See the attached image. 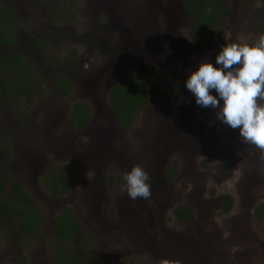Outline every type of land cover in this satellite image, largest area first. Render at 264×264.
I'll return each mask as SVG.
<instances>
[{
    "label": "rangeland",
    "instance_id": "374dc122",
    "mask_svg": "<svg viewBox=\"0 0 264 264\" xmlns=\"http://www.w3.org/2000/svg\"><path fill=\"white\" fill-rule=\"evenodd\" d=\"M95 2L35 0L38 18L30 22L32 13H23L14 21L22 30L14 47L31 66L33 94L17 99L0 95V172L8 183L16 180L24 185L35 198L44 224L35 234H18L20 220L0 215V264H23L24 259L25 264H51L61 207L71 208L78 219L85 218L86 226L81 219L80 223L88 233L87 240L76 237L74 253L84 252L92 261L94 250L100 257L114 252L110 258L101 257L98 264H157L160 259L173 264H264V160L257 149L240 142L238 129L216 119L218 109L198 106L185 86L200 63L219 67L215 58L222 46L236 42L239 35L252 43L264 32L262 1L225 0L222 31L207 44L196 43L192 37L195 21L183 8L186 0H124L119 11L105 9L109 18L97 12ZM22 5L19 12L29 7ZM8 7L11 11L12 6ZM145 15L150 16L145 34L137 41L134 37L130 40L125 31L135 35L133 20ZM98 27L108 33L107 43L103 49H94L91 57L86 49L88 33L95 34ZM10 34L0 28V40H8ZM38 39L46 43L38 44ZM153 39L158 42L149 46L147 42ZM161 43L167 46L162 51L156 45ZM7 49L0 47V80L2 55ZM88 56L92 75L93 68L99 69L105 62V77L137 76L151 87L150 104L129 128L115 124L110 98L103 104L102 93H95L96 98L86 96L80 78L69 93L56 91L58 82L72 79L71 74L83 77L81 70L88 69ZM122 58L126 60L122 62ZM211 94L217 95L214 90ZM81 103L91 107L94 122L77 128L71 117ZM98 112L109 113L110 120ZM39 134L45 151L42 158L35 153L38 159L30 172L18 160L38 150L37 143L28 142ZM136 165L149 173L152 192L150 199H139V205L144 215L151 208L162 211L164 223L158 236L150 231L148 238L131 246L119 242L124 239L118 235L121 229L129 228L133 219L126 216L130 199L121 194L120 186L124 175ZM43 175L46 180L52 176L60 181L72 178L70 192L54 197L52 190L43 188ZM11 189L5 186V192ZM90 196L95 199L92 212L87 211ZM182 208L192 210L191 221L178 218ZM99 209L107 211L106 223L116 239L113 247L109 239L98 237ZM162 234L175 243L169 252L164 251ZM179 248L185 252L180 253ZM182 253H188L187 257L179 260Z\"/></svg>",
    "mask_w": 264,
    "mask_h": 264
},
{
    "label": "trees",
    "instance_id": "16d2710c",
    "mask_svg": "<svg viewBox=\"0 0 264 264\" xmlns=\"http://www.w3.org/2000/svg\"><path fill=\"white\" fill-rule=\"evenodd\" d=\"M225 0H186L185 7L192 20L195 21L193 27V35L196 43L207 44L212 42L213 35H218L222 31L223 19L222 13L227 10V7L223 5ZM264 5V0H261ZM9 7L4 0H0V28L4 27L8 33L11 32L8 40H0V43L11 45L17 40V34L19 29L16 27V23L9 19L11 17V11H8ZM69 18V17H68ZM38 44H42L41 39H38ZM47 47L45 46V50ZM47 51V50H46ZM5 79H8L11 65H22L24 71L27 70V65L21 54L16 50L11 51L6 59L3 61ZM16 70L19 68L14 66ZM20 71V70H19ZM26 72V71H25ZM19 84V83H18ZM56 91L63 94H67L71 90V84L66 78L58 82L55 87ZM22 92L18 91L17 94ZM31 93H33L31 91ZM152 99V89L145 82L135 79H129L119 83L112 91L110 98V105L114 111L115 119L118 125L123 128H129L135 121L136 116L148 106ZM91 121V107L86 103H81L74 109L71 117V123L74 127H85ZM170 178H173V171L168 169ZM64 178V177H63ZM63 182L55 177H48L46 180L47 189L52 190L54 195L59 197L63 192L70 189V178H64ZM8 181L4 175L0 172V207L2 208L3 217H9L20 220L22 223L21 230L18 234H28L29 232H37L35 227L40 225V221L36 224L33 223L34 217L31 212L28 213L27 209L32 207L34 210L35 203L24 192L23 186L19 181L13 180L8 183L12 187L11 193L5 194V185ZM231 200L229 201V203ZM18 208V209H17ZM26 208V210H24ZM263 206L260 207V213L262 214ZM35 212V210H34ZM38 216L37 211L34 216ZM178 218L183 222H189L193 218V212L189 208H182L177 212ZM55 233V238L58 240L54 246V261L52 264H98L97 258H99L96 250L92 251L90 256L95 254L92 261L87 260L86 253L77 255L72 249L77 246L76 235L84 236V231L81 230L80 225L75 220L72 211L64 213L60 218ZM24 264V263H23Z\"/></svg>",
    "mask_w": 264,
    "mask_h": 264
},
{
    "label": "flooded vegetation",
    "instance_id": "af4514ba",
    "mask_svg": "<svg viewBox=\"0 0 264 264\" xmlns=\"http://www.w3.org/2000/svg\"><path fill=\"white\" fill-rule=\"evenodd\" d=\"M95 1H96L95 4L97 5V9H98L97 12L98 13L102 12V14L104 16H107L108 18L110 16L108 15V13H107V11L105 9H107V10H116L117 9L119 11V8L121 9V6L124 3V0H95ZM119 1H121L120 5H118ZM34 2H35V0H10V4H9L7 1L4 0V3H6L8 6H10V8L12 6V8H11L12 15H11V17L9 19H11L12 21L20 20L19 17H20V15H23V13H32V18H31L30 22H33L34 19L36 20V18H38L37 17L38 14H37V12L34 9V5H33ZM23 3H25V6H29V7L26 9V11L23 10V11L19 12L18 7L20 8L21 6H23L22 5ZM108 3H109V5H106ZM36 4H37V1H36ZM32 5H33V7H31ZM14 10H16V11L14 12ZM35 12H36V14H35ZM19 13H21V14H19ZM42 17H43V15H42ZM95 18L100 19V18H102V16H100V18H98V17H95ZM149 20H150V16L146 17V15L143 16L142 20L138 21V20L134 19L133 20V28H135V31L134 30H132V31H133V33L135 35L131 34V32H129L127 30L125 31V34L127 36H129L130 40H133V37H134L135 41H137L138 39H141L143 37V35L145 34V32H146V28L149 26L148 25ZM136 21H138V22L135 23ZM37 22H39V23L41 22V18L40 17L37 20ZM98 28H99V31L96 32L95 34L94 33H88L90 36H88V39H87V42H86V45H87L86 49H87L88 52H91V57L93 55L92 51L94 49H98V48L99 49L100 48L103 49L104 46H106L105 43H107L108 33L105 32L101 27H98ZM20 32H22V30L21 31L18 30L17 36L20 34ZM17 39H18V37H17ZM45 41L46 40H44L43 42H45ZM43 42H42V44H43ZM156 42H158V41L153 39L151 41H148L147 44L149 46H152ZM156 45L157 46L158 45L164 46V43L156 44ZM3 46H6L8 49H7V53L2 55V68H1L2 78L0 80V95L3 96L4 98H15V99H17V98H30L31 95L33 94V93H31V86H32L34 77L32 75L31 66L27 62V58L23 54L20 53L21 56L23 57V59L25 60L26 65H27V70H25L26 72L24 71V66L13 64V65H11V70L9 71V76L10 77L8 79H5V74L3 72V68H4L3 61L6 59V57L8 56V54L11 51L15 50V47H14L15 45L13 43L11 45H5L3 43H0V47H3ZM91 57L88 56V58H87L88 69L85 70V67H83L82 70H81V72L83 73V77H79L78 75L71 74L72 79H68L70 84L73 85V86L75 84L78 85L80 82H82V83H80V86H82L84 88L83 92H85L87 94L86 96L88 98H96L97 97L96 95H98V93H102L103 104H104V101H106L105 100L106 98H111L110 97L111 91L119 83L124 82V81L129 80V79L140 80V81H143V82L145 81L142 78H138L137 76H129V77L120 78V77H114V75H117V74H112V76L105 77V73H106L105 72V68L106 67H104V63L105 62L103 63V66L100 67L99 69H95L94 70V68H93L94 74L92 75L91 74L92 73L91 69H92V65L93 64H91L92 63ZM14 66H17L19 69L16 70ZM109 68L110 67H108L106 69V71ZM77 78L81 79V80H79L80 82L78 81ZM91 88H93V91H90ZM18 91H20L22 93L18 95L17 94ZM101 91H103V92H101ZM95 93H96V95H95ZM103 112H98L99 116H101L103 119L110 120V114L109 113L102 114ZM113 120H114V122L116 124L115 118H113ZM93 122H94V120L89 122L87 125L90 126ZM28 143H29V145H31V144L35 145L37 143L38 144V150L33 152V153L30 152L27 155L25 154L23 159L22 160H18V161L22 165H24V167L26 165L27 169L30 172H32V171H34V168H35L36 161H37L38 157L42 158L43 152L45 151L43 149L42 135L39 134V136L38 135L34 136V138H32ZM122 149H120L119 152L122 153V151H123ZM59 151H61V148H59ZM35 153L38 154V157L36 156ZM45 154L46 153H44V155ZM88 155H90V154H88ZM108 158L110 159L111 157H108ZM43 177H44V175H43ZM42 183H43V188L45 190H47L46 176L42 179ZM62 183H64V182L62 181ZM72 183H73V180H72V178H70V189H71ZM21 185L23 186L24 192L29 196V198H31L33 200L34 197L25 189L23 184H21ZM5 186H9L8 183ZM70 189L68 191L63 192L62 195L68 194L70 192ZM38 190H39V188H38ZM11 192L12 191H9V193H11ZM39 192H40V190H39ZM7 193L8 192H6L5 194H7ZM53 196L56 197L54 195V193H53ZM91 196L89 197L90 206L87 207V211L88 212L94 211V209L92 208L91 202L95 201V199H92ZM138 200H129L128 208L126 207L127 208L126 216L127 217H131L133 219H132L131 223L127 224V226L129 228H127V227L122 228L121 227L122 229L120 231V234H118V235L124 236V239L122 238L121 240H119L120 243H123V244L127 243V244H129L131 246H137L138 240L139 239L142 240L143 238H148L147 236H148V233L150 234V231L153 233L154 236H158L160 234L159 230L161 229V227L163 226V223H164L163 222V212L160 211V210H153L151 208L150 210H148V213L144 215V211L145 210H142V207H141V205H139L140 203H139ZM34 203H35V201H34ZM24 210H26V208H24ZM34 210H35V212H34ZM34 210L32 209V207H29L27 209V212L28 213L31 212V215L34 217L33 223L36 224L38 221H40V225L35 227V230L38 229L37 231H39V230H41V228H42V226L44 224V217H43L40 209L36 205L34 207ZM60 210L61 211L59 212V216H58V219H57V226H58V222H59L60 218L62 217V215L64 213L72 211V213H73V215L75 217V220L80 225L81 230L84 231V236L83 237L86 238L88 233H86L85 228L80 223V219L82 218V216H80V218L78 219L77 214L71 208H68V207H61ZM97 210H96V212L98 213V215H97L96 223H97V226H98L97 227L98 237L100 238V237L103 236V239H109V241L111 242L109 245L111 247H113L114 241H116V239L114 238V234L112 233L113 231L111 230V226H109V224L106 223L107 220H108L107 211H104V212L102 211L101 212L100 211L101 209H99V211H97ZM36 211H37V214L39 215V217L37 215L34 216L36 214ZM2 213H3L2 212V208L0 207V215H2ZM100 214H101V216H100ZM81 222L83 223V225L86 226L85 218L81 219ZM123 225L126 226L125 224H123ZM57 226H56V231H57V228H58ZM56 231H55V233H56ZM31 234H35V232H29L26 235H31ZM76 236L80 237L78 234ZM160 239L162 241V244L165 246V248H164L165 252H169V249H171L172 246L175 245V243L172 242L173 240L165 239L163 234L160 235ZM86 240H87V238H86ZM148 244L152 245V243H149V242H148ZM105 246H106V244H105ZM149 248H151V253H152L154 251L153 247L150 246ZM146 250L148 251L149 249H146ZM114 251H115V249H114ZM178 251L180 253L181 252H185L184 249H182V248H179ZM113 254H114V252L108 253V254L105 253V254H102L101 257L102 258H110ZM187 254L188 253H182L181 255L179 254L178 255L179 256L178 257L179 260L181 259V256L186 259ZM98 255H99V258H97V261L100 262L101 261V257H100L99 252H98ZM94 257H95V254H93L92 259H94ZM25 261L26 260L24 259L22 263L25 264ZM53 261H54V258H53ZM53 261H52V263H53ZM170 264H173L171 262V260H170Z\"/></svg>",
    "mask_w": 264,
    "mask_h": 264
},
{
    "label": "clouds",
    "instance_id": "9594fccd",
    "mask_svg": "<svg viewBox=\"0 0 264 264\" xmlns=\"http://www.w3.org/2000/svg\"><path fill=\"white\" fill-rule=\"evenodd\" d=\"M215 62L219 67L200 63L185 86L198 106L218 109L216 119L238 129L240 142L253 146L264 160V104L259 102L264 101V32L252 43L239 35L236 42L222 46ZM123 179L121 194L130 200L151 198L150 175L142 166H133ZM157 264L170 261L160 259Z\"/></svg>",
    "mask_w": 264,
    "mask_h": 264
},
{
    "label": "water",
    "instance_id": "95a60500",
    "mask_svg": "<svg viewBox=\"0 0 264 264\" xmlns=\"http://www.w3.org/2000/svg\"><path fill=\"white\" fill-rule=\"evenodd\" d=\"M183 8L186 10L185 3H183ZM186 13H188L187 10H186ZM188 15H189V13H188ZM189 16H190V15H189ZM157 47H158L161 51L167 48V46H162V45H161V46H157ZM162 54H163V53H162ZM162 54H161V55H162ZM155 55H156V54H155ZM156 56H157V55H156ZM151 57H152V56H151ZM122 59H123L122 62H124V61L126 60L125 58H122ZM139 59H142V58L139 57ZM130 60H131V59H130ZM142 61H143V60H142ZM193 97H194V96H193ZM194 100H195V98H194ZM178 119H179V117H178ZM218 127H220V126H218ZM201 133L203 134V133H205V132H201ZM127 208H128V207H127ZM127 208H126V209H127Z\"/></svg>",
    "mask_w": 264,
    "mask_h": 264
}]
</instances>
